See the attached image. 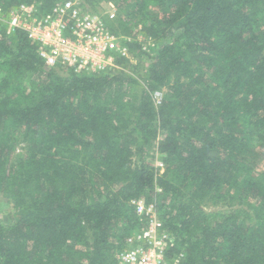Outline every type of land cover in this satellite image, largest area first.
<instances>
[{"label": "trees", "instance_id": "1", "mask_svg": "<svg viewBox=\"0 0 264 264\" xmlns=\"http://www.w3.org/2000/svg\"><path fill=\"white\" fill-rule=\"evenodd\" d=\"M80 5L132 37L119 68L46 66L0 21V197L14 209L0 218V264H116L140 228L133 199L157 205L186 264H264V0Z\"/></svg>", "mask_w": 264, "mask_h": 264}, {"label": "built area", "instance_id": "2", "mask_svg": "<svg viewBox=\"0 0 264 264\" xmlns=\"http://www.w3.org/2000/svg\"><path fill=\"white\" fill-rule=\"evenodd\" d=\"M108 3V17L112 19L115 7ZM0 21L10 31L25 32L37 45L46 66L98 74L119 68L117 58L129 55L127 42L132 37L114 33L101 15L85 10L80 0L58 1L47 11L39 10L34 3L20 4L4 15L0 6ZM130 202L140 228L129 235V246L117 255L116 264H186L183 251H172L173 238L163 225L157 205L142 199Z\"/></svg>", "mask_w": 264, "mask_h": 264}, {"label": "rangeland", "instance_id": "3", "mask_svg": "<svg viewBox=\"0 0 264 264\" xmlns=\"http://www.w3.org/2000/svg\"><path fill=\"white\" fill-rule=\"evenodd\" d=\"M100 8H101V15H108L109 11L111 10L109 3L106 1H103L100 3ZM114 13H115V9H114ZM139 18L140 17L138 15H136L135 19H137L139 21L138 26L131 33H132V35L135 34L134 37H136V39L138 41H142V42L144 41V43L142 44L143 45L142 50L145 51L146 53H151L152 50L156 48L157 44H155L154 42L149 43L147 41V38L143 34V30H142V24L145 20L143 19L141 21V20H139ZM7 31L9 32L10 30H8V28H7ZM142 58H143L142 60L139 58H135L132 60L133 64L138 63V62L142 64V65L140 64L139 68H137L136 73H140L141 70L143 69L142 66L144 67L147 63L146 57L142 56ZM157 93L158 94H156L154 96L156 101L158 99H160V97H161V93L160 92H157ZM24 146L25 145H23L21 143L17 144L13 153L14 154H20V153L22 154V152H24ZM149 157L150 158L153 157V164L155 166H157L158 168H160V170L162 171L164 165H163L162 160L159 158V155L157 154V152H151ZM216 208H218V207L212 206V205L205 207V209H207V210H214ZM0 218L2 219V221L4 223H8L10 221H13V219H14L13 207L10 204H7L6 202H4V200L1 197H0Z\"/></svg>", "mask_w": 264, "mask_h": 264}]
</instances>
